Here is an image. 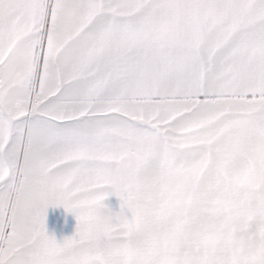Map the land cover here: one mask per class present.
Segmentation results:
<instances>
[{"label":"snow or ice","instance_id":"1","mask_svg":"<svg viewBox=\"0 0 264 264\" xmlns=\"http://www.w3.org/2000/svg\"><path fill=\"white\" fill-rule=\"evenodd\" d=\"M0 264H264V0H0Z\"/></svg>","mask_w":264,"mask_h":264},{"label":"rangeland","instance_id":"2","mask_svg":"<svg viewBox=\"0 0 264 264\" xmlns=\"http://www.w3.org/2000/svg\"><path fill=\"white\" fill-rule=\"evenodd\" d=\"M104 204L113 211L119 209L120 198L115 194H109L104 198ZM76 218L75 213L71 210H65L62 205H49L45 209V227L57 240L64 236L71 235L75 230Z\"/></svg>","mask_w":264,"mask_h":264},{"label":"crops","instance_id":"3","mask_svg":"<svg viewBox=\"0 0 264 264\" xmlns=\"http://www.w3.org/2000/svg\"><path fill=\"white\" fill-rule=\"evenodd\" d=\"M105 205H110V202L106 203Z\"/></svg>","mask_w":264,"mask_h":264}]
</instances>
